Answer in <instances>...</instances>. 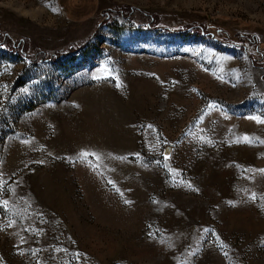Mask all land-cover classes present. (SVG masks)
I'll return each mask as SVG.
<instances>
[{
  "label": "rangeland",
  "instance_id": "1",
  "mask_svg": "<svg viewBox=\"0 0 264 264\" xmlns=\"http://www.w3.org/2000/svg\"><path fill=\"white\" fill-rule=\"evenodd\" d=\"M251 57L264 0H0V264H264Z\"/></svg>",
  "mask_w": 264,
  "mask_h": 264
},
{
  "label": "trees",
  "instance_id": "2",
  "mask_svg": "<svg viewBox=\"0 0 264 264\" xmlns=\"http://www.w3.org/2000/svg\"><path fill=\"white\" fill-rule=\"evenodd\" d=\"M147 17L149 18V23H148V28L150 30H155L153 28V23L155 21V16H149L147 15ZM157 30H161V31H164L165 33H171V34H176V35H188V34H193V35H201V36H205V37H211V34L209 33L208 31V28L204 25H201V26H187L181 30H171L169 28H161V29H157ZM236 38L240 39V41H245L247 45L249 46H253L254 49L257 50V46H258V42H257V39L255 36H236ZM20 48V54H23L25 55V53L23 52L25 49L23 47V45H20L19 46ZM244 48V47H243ZM8 49L15 52L17 49L16 47L13 45H9L8 46ZM63 56H54V57H50L51 59H55L57 60L58 58H62ZM251 61L261 67V68H264V66L262 64H259L258 61H256L253 57H251Z\"/></svg>",
  "mask_w": 264,
  "mask_h": 264
},
{
  "label": "snow or ice",
  "instance_id": "3",
  "mask_svg": "<svg viewBox=\"0 0 264 264\" xmlns=\"http://www.w3.org/2000/svg\"><path fill=\"white\" fill-rule=\"evenodd\" d=\"M243 140H244V142H250L249 140H248V138L247 137H244L243 138ZM84 157H86L88 154L87 153H83L82 154ZM166 159H167V157H165ZM189 187H191V185H189ZM255 197L253 196V199H254ZM127 202V201H126ZM4 204L6 205L7 204V201H4ZM205 231H208L207 229H205Z\"/></svg>",
  "mask_w": 264,
  "mask_h": 264
}]
</instances>
